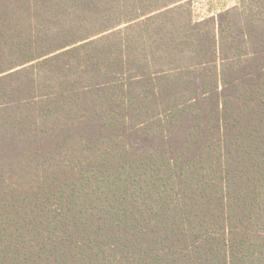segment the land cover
I'll return each mask as SVG.
<instances>
[{
    "label": "trees",
    "instance_id": "16d2710c",
    "mask_svg": "<svg viewBox=\"0 0 264 264\" xmlns=\"http://www.w3.org/2000/svg\"><path fill=\"white\" fill-rule=\"evenodd\" d=\"M189 2L0 0V264H264V0Z\"/></svg>",
    "mask_w": 264,
    "mask_h": 264
},
{
    "label": "rangeland",
    "instance_id": "374dc122",
    "mask_svg": "<svg viewBox=\"0 0 264 264\" xmlns=\"http://www.w3.org/2000/svg\"><path fill=\"white\" fill-rule=\"evenodd\" d=\"M253 2L257 3L256 0H242V3H239V0H190L188 7L191 10L193 20H201L217 13V11L234 5H241V8H249Z\"/></svg>",
    "mask_w": 264,
    "mask_h": 264
}]
</instances>
